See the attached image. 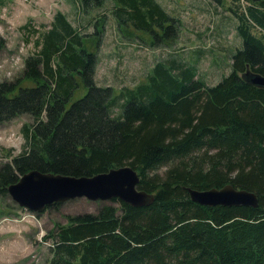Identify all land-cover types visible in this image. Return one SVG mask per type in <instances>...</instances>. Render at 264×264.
Masks as SVG:
<instances>
[{"label": "trees", "instance_id": "16d2710c", "mask_svg": "<svg viewBox=\"0 0 264 264\" xmlns=\"http://www.w3.org/2000/svg\"><path fill=\"white\" fill-rule=\"evenodd\" d=\"M111 1L119 28L132 25L152 45L178 37L176 19L156 0ZM226 1L242 45L215 83L195 66L158 60L133 87L98 85L97 56L83 41L95 35L97 44L102 17L80 33L61 11L36 37L19 78L0 81V123L32 119L22 125L20 153L0 161V193L30 168L74 176L129 164L138 188L154 196L148 206L113 197L68 214L41 235L49 241L42 264H264V87L241 78L264 75V0ZM79 2L87 11L106 0ZM78 84L86 90L71 99ZM228 182L255 192L257 206L199 205L185 190Z\"/></svg>", "mask_w": 264, "mask_h": 264}, {"label": "rangeland", "instance_id": "374dc122", "mask_svg": "<svg viewBox=\"0 0 264 264\" xmlns=\"http://www.w3.org/2000/svg\"><path fill=\"white\" fill-rule=\"evenodd\" d=\"M156 1L178 23V37L168 46L152 45L150 37L132 25L119 28L110 11L111 0L87 11L79 0H0V81L19 78L23 58L37 49L36 37L48 27L56 11L64 13L80 33L91 34L94 20L102 17L100 40L96 44L95 35L90 38L86 34L83 44L97 56L94 82L110 85L115 92L124 85L133 87L143 81L147 70L158 60L195 66L208 83L217 82L221 74L230 71V54L242 43L234 28L236 18L227 10L226 0L223 4L213 0ZM25 22L27 26L20 27ZM85 90L78 84L71 99L80 97ZM116 110L117 104L112 107L113 113ZM31 123V115L26 113L0 123V161L17 154L9 145H19L21 151L25 142L22 125ZM102 202L112 203L81 196L34 215L19 207L7 193H0V264H42L49 254V241H42L41 235L54 228L55 222H67L68 214L96 211Z\"/></svg>", "mask_w": 264, "mask_h": 264}, {"label": "water", "instance_id": "95a60500", "mask_svg": "<svg viewBox=\"0 0 264 264\" xmlns=\"http://www.w3.org/2000/svg\"><path fill=\"white\" fill-rule=\"evenodd\" d=\"M241 78L264 87V75L249 70ZM138 172L129 164L113 166L91 175L57 174L38 169H27L17 180L6 185L9 198L22 209L33 213L42 211L51 204H62L67 199L83 197L91 200H108L113 197L133 207L148 206L154 200L152 192L138 188ZM190 200L196 204L212 206H257V194L245 188H235L231 183L224 186L195 189L185 188Z\"/></svg>", "mask_w": 264, "mask_h": 264}, {"label": "clouds", "instance_id": "9594fccd", "mask_svg": "<svg viewBox=\"0 0 264 264\" xmlns=\"http://www.w3.org/2000/svg\"><path fill=\"white\" fill-rule=\"evenodd\" d=\"M9 146L15 148L17 154H19V152H20V146L19 145H9Z\"/></svg>", "mask_w": 264, "mask_h": 264}]
</instances>
